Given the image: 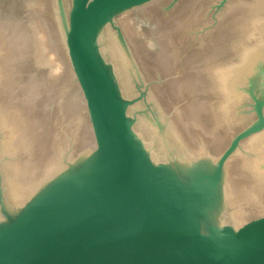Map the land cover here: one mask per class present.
I'll use <instances>...</instances> for the list:
<instances>
[{
    "label": "water",
    "instance_id": "95a60500",
    "mask_svg": "<svg viewBox=\"0 0 264 264\" xmlns=\"http://www.w3.org/2000/svg\"><path fill=\"white\" fill-rule=\"evenodd\" d=\"M0 264H264V0H0Z\"/></svg>",
    "mask_w": 264,
    "mask_h": 264
}]
</instances>
